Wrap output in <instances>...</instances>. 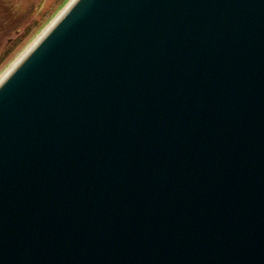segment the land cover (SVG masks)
<instances>
[{
	"label": "water",
	"instance_id": "obj_1",
	"mask_svg": "<svg viewBox=\"0 0 264 264\" xmlns=\"http://www.w3.org/2000/svg\"><path fill=\"white\" fill-rule=\"evenodd\" d=\"M72 1L0 82V264H264V0Z\"/></svg>",
	"mask_w": 264,
	"mask_h": 264
},
{
	"label": "rangeland",
	"instance_id": "obj_2",
	"mask_svg": "<svg viewBox=\"0 0 264 264\" xmlns=\"http://www.w3.org/2000/svg\"><path fill=\"white\" fill-rule=\"evenodd\" d=\"M71 0H10L0 4V77L52 23Z\"/></svg>",
	"mask_w": 264,
	"mask_h": 264
},
{
	"label": "bare ground",
	"instance_id": "obj_3",
	"mask_svg": "<svg viewBox=\"0 0 264 264\" xmlns=\"http://www.w3.org/2000/svg\"><path fill=\"white\" fill-rule=\"evenodd\" d=\"M74 1V0H73ZM72 1V2H73ZM71 4V3H70ZM69 5V4H68ZM68 7V6H67ZM66 7V8H67ZM60 16V13L58 15V17ZM57 18V17H56ZM56 18L52 21V23L50 25H48V27L45 29V31L43 33H41L39 35V37L36 39V41L48 30L49 27L52 26V24L54 23V21L56 20ZM35 41V42H36ZM34 42V43H35ZM34 43L27 49L24 51V53H22V55L11 65V67H9L4 73L3 75L0 77V82L9 74V72L16 66V64L26 55V53L30 50V48L34 45Z\"/></svg>",
	"mask_w": 264,
	"mask_h": 264
},
{
	"label": "flooded vegetation",
	"instance_id": "obj_4",
	"mask_svg": "<svg viewBox=\"0 0 264 264\" xmlns=\"http://www.w3.org/2000/svg\"><path fill=\"white\" fill-rule=\"evenodd\" d=\"M0 4H2L3 7V15L7 17V14L9 12L10 0H0Z\"/></svg>",
	"mask_w": 264,
	"mask_h": 264
}]
</instances>
